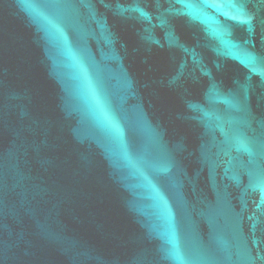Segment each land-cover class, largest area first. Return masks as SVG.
I'll list each match as a JSON object with an SVG mask.
<instances>
[{
	"label": "water",
	"instance_id": "1",
	"mask_svg": "<svg viewBox=\"0 0 264 264\" xmlns=\"http://www.w3.org/2000/svg\"><path fill=\"white\" fill-rule=\"evenodd\" d=\"M0 264H264V0H0Z\"/></svg>",
	"mask_w": 264,
	"mask_h": 264
}]
</instances>
